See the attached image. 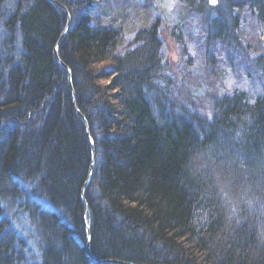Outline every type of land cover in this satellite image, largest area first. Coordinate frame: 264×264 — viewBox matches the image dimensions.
<instances>
[{
  "label": "trees",
  "instance_id": "trees-1",
  "mask_svg": "<svg viewBox=\"0 0 264 264\" xmlns=\"http://www.w3.org/2000/svg\"><path fill=\"white\" fill-rule=\"evenodd\" d=\"M58 1L74 89L54 50L66 13L0 0V264H264V52L248 44L257 72L235 74L210 50L203 109L196 83L187 95L173 80L191 60L172 71L149 8L129 40L117 0ZM180 1L179 45L193 17L234 48L241 10L264 24V0ZM74 92L96 147L85 199L91 148Z\"/></svg>",
  "mask_w": 264,
  "mask_h": 264
},
{
  "label": "rangeland",
  "instance_id": "rangeland-1",
  "mask_svg": "<svg viewBox=\"0 0 264 264\" xmlns=\"http://www.w3.org/2000/svg\"><path fill=\"white\" fill-rule=\"evenodd\" d=\"M180 3V0H117L115 1V9L118 12L121 11L120 7L124 8L125 11H122L123 20H121L124 25L128 27H130L131 25H137L141 20L138 15V10L142 11L146 8H149L150 10L148 16H146L147 19L148 17H150L151 19L146 21L145 25H151L154 23V17L152 18V16H157L159 18L155 21V25L160 26L161 31L159 34V38L162 42L161 44L163 52L170 61V67L172 66L174 68V70L172 69V71H182V68L184 69L186 67L187 62L184 61L186 60V58H188L187 56H189L191 60L188 64L189 73H186V70L184 69L182 73L180 72L181 76H175L173 80H176L177 86L182 82L181 88H185L187 95V88L189 89V91L191 90V86L187 87L188 81H191L194 84L196 83L195 86L197 88L196 91L198 96L197 101L203 109H206L208 107L207 96H209L210 93L214 91V88L210 86L211 80L208 78L207 64H205V62L207 61L206 57H208V52L212 50L220 63L222 65H225V67H230L231 71L235 74L238 71L239 74H245L248 71L257 72L255 67L252 66L255 64L253 60L254 54L252 53V50H256L257 53L260 52V50L264 52V35L262 34V31L264 32V24H258L254 16L251 15L248 10H241L239 15L240 31L244 34V37L241 38L239 36L242 44L234 48L229 45V41L221 42L218 38L210 41L209 36L207 37L206 35L207 31L203 29L202 24H198L196 22V18L193 17L189 19V22L185 21L181 25H179L180 29L178 32H183L184 37L183 43L179 45V41L175 38L172 29L175 25H177L179 21V12L181 11ZM209 3L210 5L214 6L218 4V0H215L216 4L213 3L212 0H210ZM108 11L111 12V9L109 8ZM144 15L145 14H142L143 17H146ZM181 26L184 27V31ZM248 44H252L255 49L247 51ZM259 44H262V47ZM181 46L183 47L182 49L184 51V54L181 53ZM237 48H239L242 52L241 55L238 52V54L234 53V50H236ZM185 53L187 56L185 55ZM181 54L183 55V58ZM235 64H237V70L234 69L233 65ZM248 66H252L250 70ZM188 74L189 76H187ZM183 76L187 77L185 81L182 80ZM260 78L264 79V76H260ZM226 80L228 88L231 89L234 87H238V85L233 86L228 82H232L231 80L234 81V79L230 80L226 77ZM227 82L229 83V85ZM72 89H74V87Z\"/></svg>",
  "mask_w": 264,
  "mask_h": 264
},
{
  "label": "water",
  "instance_id": "water-1",
  "mask_svg": "<svg viewBox=\"0 0 264 264\" xmlns=\"http://www.w3.org/2000/svg\"><path fill=\"white\" fill-rule=\"evenodd\" d=\"M52 3H54L55 5H57L58 7H60L61 9L65 10L66 13L69 15V12L67 10V7L65 5H63L62 3H60L58 0H50ZM69 21V20H68ZM67 29H68V26H66L64 28V30L62 31L58 41L56 42L55 44V53H56V57L59 61V63L65 67V69L67 70V74H68V83L69 85L73 88V75H72V70L70 69V67L60 58L59 56V53H58V50H59V45H60V42L65 38V36L67 35ZM74 106H75V109L77 111V113L81 116V118L85 121L86 123V132H87V137H88V141H89V145H90V148H91V154H92V159H91V165H90V169H89V173H88V177H87V180L85 181V183L83 184V187H82V195L85 199V189L87 188L88 184L90 183V178H91V175H92V168H93V165L95 163V157H96V147H95V142H94V139L91 135V132H90V127H89V124H88V121L85 117V115L83 114V112L79 109V107L77 106L76 102H75V92H74ZM87 202L85 203V212H84V223H85V228H86V231H87V251L89 253L90 256L93 257L92 253H91V229H90V226H89V222H88V219H87ZM105 262H110V261H115V260H111V259H105L103 260ZM118 262V261H117ZM122 262L123 264H135L133 262H129V261H120Z\"/></svg>",
  "mask_w": 264,
  "mask_h": 264
},
{
  "label": "bare ground",
  "instance_id": "bare-ground-1",
  "mask_svg": "<svg viewBox=\"0 0 264 264\" xmlns=\"http://www.w3.org/2000/svg\"><path fill=\"white\" fill-rule=\"evenodd\" d=\"M63 10V9H62ZM67 10H68V12H69V15L66 13V11L65 10H63L65 13H66V15H67V22H66V25H65V27L66 26H68V29H67V33H68V30H69V28H70V25H71V14H70V11H69V9L67 8ZM158 19V18H157ZM69 20V21H68ZM196 22L198 23V19H196ZM64 27V28H65ZM135 26L134 25H131L130 27H128V26H123V29H124V35H125V38H127V39H133V38H135V36H136V33H137V31L135 30V28H134ZM64 30V29H63ZM248 68H249V70H250V66H248ZM73 86H74V84H73ZM91 159H92V154H91ZM95 164H96V157H95V163H94V165H93V168H92V171L94 172V168H95ZM90 165H91V162H90ZM90 165H89V169H90ZM93 172H92V175H91V178H90V180H92V177H93ZM87 177H88V175H87ZM86 180H87V178H86ZM85 180V181H86ZM91 182V181H90ZM85 183V182H84ZM90 184V183H89ZM88 184V185H89ZM83 187V186H82ZM88 187V186H87ZM83 218H84V215H83ZM105 260V259H104ZM111 260H115L114 262L115 263H119V264H123L122 262H120L121 260H118V259H111ZM118 261V262H117ZM110 262H113V261H110Z\"/></svg>",
  "mask_w": 264,
  "mask_h": 264
},
{
  "label": "snow or ice",
  "instance_id": "snow-or-ice-1",
  "mask_svg": "<svg viewBox=\"0 0 264 264\" xmlns=\"http://www.w3.org/2000/svg\"><path fill=\"white\" fill-rule=\"evenodd\" d=\"M213 3H215V0H212Z\"/></svg>",
  "mask_w": 264,
  "mask_h": 264
}]
</instances>
